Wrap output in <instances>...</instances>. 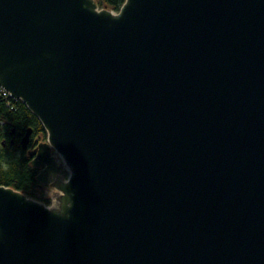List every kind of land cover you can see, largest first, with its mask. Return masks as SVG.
I'll return each mask as SVG.
<instances>
[{"label":"water","instance_id":"1","mask_svg":"<svg viewBox=\"0 0 264 264\" xmlns=\"http://www.w3.org/2000/svg\"><path fill=\"white\" fill-rule=\"evenodd\" d=\"M0 92L59 192L0 185V264H264V0H0Z\"/></svg>","mask_w":264,"mask_h":264},{"label":"trees","instance_id":"2","mask_svg":"<svg viewBox=\"0 0 264 264\" xmlns=\"http://www.w3.org/2000/svg\"><path fill=\"white\" fill-rule=\"evenodd\" d=\"M94 1L99 9L114 12H118L125 2ZM27 130L31 132L27 150L46 140L43 126L21 101L0 96V185L48 205L50 200L39 195L40 186L36 180L38 169L31 166L27 150L20 145V139Z\"/></svg>","mask_w":264,"mask_h":264},{"label":"rangeland","instance_id":"3","mask_svg":"<svg viewBox=\"0 0 264 264\" xmlns=\"http://www.w3.org/2000/svg\"><path fill=\"white\" fill-rule=\"evenodd\" d=\"M55 159L56 161L61 164L62 163V159L59 155H55ZM69 171L67 170L66 167V171H62L60 172V180L62 182H65L67 177H68ZM40 186V192L39 195L42 196L44 199H49L50 203L48 205H46L45 203L41 202V201H37L45 206H47L48 208H56L57 207V199L56 197L59 195V192H57L55 189L42 185L41 183H39ZM34 200V199H32Z\"/></svg>","mask_w":264,"mask_h":264},{"label":"built area","instance_id":"4","mask_svg":"<svg viewBox=\"0 0 264 264\" xmlns=\"http://www.w3.org/2000/svg\"><path fill=\"white\" fill-rule=\"evenodd\" d=\"M0 96H2L3 98H10V95L8 92H0Z\"/></svg>","mask_w":264,"mask_h":264},{"label":"flooded vegetation","instance_id":"5","mask_svg":"<svg viewBox=\"0 0 264 264\" xmlns=\"http://www.w3.org/2000/svg\"><path fill=\"white\" fill-rule=\"evenodd\" d=\"M13 143V140H11V144ZM33 148H35V147H33ZM33 148H30V149H28V150H32ZM27 150V151H28ZM51 154L53 155V152H51ZM28 156V155H27ZM29 157V156H28ZM30 158V157H29ZM30 162H31V158H30ZM39 171H40V169H38V173H39Z\"/></svg>","mask_w":264,"mask_h":264},{"label":"bare ground","instance_id":"6","mask_svg":"<svg viewBox=\"0 0 264 264\" xmlns=\"http://www.w3.org/2000/svg\"><path fill=\"white\" fill-rule=\"evenodd\" d=\"M56 199H57V204L59 203V195L56 197Z\"/></svg>","mask_w":264,"mask_h":264}]
</instances>
